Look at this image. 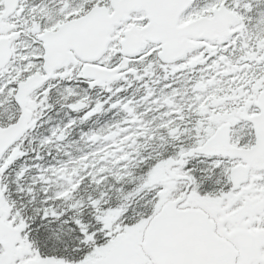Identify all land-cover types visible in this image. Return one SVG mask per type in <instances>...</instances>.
<instances>
[{
  "label": "snow or ice",
  "instance_id": "1",
  "mask_svg": "<svg viewBox=\"0 0 264 264\" xmlns=\"http://www.w3.org/2000/svg\"><path fill=\"white\" fill-rule=\"evenodd\" d=\"M0 264H264V0H0Z\"/></svg>",
  "mask_w": 264,
  "mask_h": 264
}]
</instances>
